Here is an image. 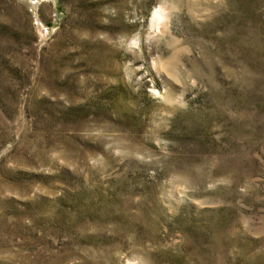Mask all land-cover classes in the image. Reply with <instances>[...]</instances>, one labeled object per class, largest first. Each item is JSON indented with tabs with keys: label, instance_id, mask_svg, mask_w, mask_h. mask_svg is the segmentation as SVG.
<instances>
[{
	"label": "rangeland",
	"instance_id": "1",
	"mask_svg": "<svg viewBox=\"0 0 264 264\" xmlns=\"http://www.w3.org/2000/svg\"><path fill=\"white\" fill-rule=\"evenodd\" d=\"M0 264H264V0H0Z\"/></svg>",
	"mask_w": 264,
	"mask_h": 264
},
{
	"label": "bare ground",
	"instance_id": "2",
	"mask_svg": "<svg viewBox=\"0 0 264 264\" xmlns=\"http://www.w3.org/2000/svg\"><path fill=\"white\" fill-rule=\"evenodd\" d=\"M156 13V12H155Z\"/></svg>",
	"mask_w": 264,
	"mask_h": 264
}]
</instances>
